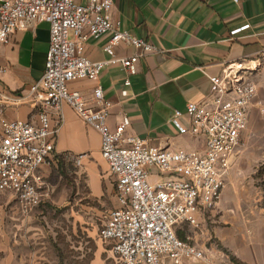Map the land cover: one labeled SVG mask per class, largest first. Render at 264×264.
Segmentation results:
<instances>
[{
	"label": "crops",
	"instance_id": "crops-1",
	"mask_svg": "<svg viewBox=\"0 0 264 264\" xmlns=\"http://www.w3.org/2000/svg\"><path fill=\"white\" fill-rule=\"evenodd\" d=\"M114 17L121 21L122 30L164 50L140 60L129 88L124 86L126 75L120 65L107 66L100 80L113 105L110 127L114 129L127 117L131 124L126 136L145 139L150 146L188 151L203 148L204 140L181 135L169 123L170 117L175 110L185 113L189 103L211 98L209 78L221 76L228 65L256 68L251 81L257 86V96L249 110V125L241 136L221 204L212 214H220L224 223L214 229L217 244L208 248L207 240L191 242L226 255L229 264H235L234 259L241 264H264V172L257 181L255 177V168H264V145L256 143L264 137V114L260 113L264 106V0H114ZM246 25L250 27L232 35ZM49 29V24L40 23L13 34L8 43H0V91L22 96L43 77ZM109 39L106 35L88 43V57L97 62L108 60L104 48ZM135 53L125 46L117 50L121 58ZM95 87L88 80L70 84L72 91L92 105ZM125 89L128 98L122 97ZM39 111L21 100L7 105L5 116L37 123ZM63 114L55 161L41 171L48 189L44 203L70 205L74 216L70 226L76 237L69 250L59 242L58 230L51 239L42 227L30 224L12 194H0V264H107L111 255L99 231L108 212L118 206L115 176L102 157L100 134L71 107L65 106ZM259 181L261 186H257Z\"/></svg>",
	"mask_w": 264,
	"mask_h": 264
},
{
	"label": "built area",
	"instance_id": "built-area-1",
	"mask_svg": "<svg viewBox=\"0 0 264 264\" xmlns=\"http://www.w3.org/2000/svg\"><path fill=\"white\" fill-rule=\"evenodd\" d=\"M40 23L50 26L43 77L22 96L0 91V194H12L24 214L45 202L48 189L41 171L55 161V140L65 123L63 109L69 106L100 134L102 157L115 176L118 206L105 216L99 237L116 264H229L226 255L189 238L182 240L178 232L199 229L221 204L257 96L250 68L228 65L221 76L209 78L211 98L189 103L185 113L175 110L170 117L181 135L204 140L203 148H157L140 137L126 136L131 124L127 117L110 127L113 105L100 80L107 66L120 65L129 88L140 60L164 50L122 30L114 17V0H0V43ZM106 35L108 60H91L87 44ZM122 46L136 53L121 58L117 50ZM81 80L96 84L93 105L70 89L72 82ZM122 97H129L128 90ZM21 100L40 108L37 123L5 116L7 105ZM81 158L75 160L77 166Z\"/></svg>",
	"mask_w": 264,
	"mask_h": 264
},
{
	"label": "rangeland",
	"instance_id": "rangeland-1",
	"mask_svg": "<svg viewBox=\"0 0 264 264\" xmlns=\"http://www.w3.org/2000/svg\"><path fill=\"white\" fill-rule=\"evenodd\" d=\"M256 143L259 145V147L264 145V137H260L259 139H257ZM259 153L260 152L255 153V155L258 156ZM255 169H257V174L255 176L257 181V179L261 178V176L263 175L264 168L256 167ZM258 185H262L260 181L257 186ZM27 215L30 220V224H36L42 227L43 234L46 233V235L51 236V239L52 236H54V234L56 233V230H58L57 233L59 236L57 235V237L59 242L63 245H67L70 250L71 242L75 239L76 236L70 226V224L74 221V216L70 213L69 204L67 207H64L63 205L61 206L56 205L55 203L47 202L41 205L37 210H34ZM220 216L221 215L216 212L215 215H212L210 218H208L207 221L199 229L192 230L190 228H185L179 230L178 233L181 234L185 240L190 238L193 243H196L198 241L204 243L203 240H207L206 246L208 248H213V246L217 244V240H215L214 238V229L215 227H219L224 224ZM63 228L65 230H63ZM70 234H72L73 238L69 237ZM106 247L110 250V247ZM106 262L107 264H116L112 253Z\"/></svg>",
	"mask_w": 264,
	"mask_h": 264
},
{
	"label": "trees",
	"instance_id": "trees-1",
	"mask_svg": "<svg viewBox=\"0 0 264 264\" xmlns=\"http://www.w3.org/2000/svg\"><path fill=\"white\" fill-rule=\"evenodd\" d=\"M178 235H179V237H180L182 240H185L181 234L178 233ZM233 262H234L235 264H241V263H240L238 260H236V259H234Z\"/></svg>",
	"mask_w": 264,
	"mask_h": 264
},
{
	"label": "bare ground",
	"instance_id": "bare-ground-1",
	"mask_svg": "<svg viewBox=\"0 0 264 264\" xmlns=\"http://www.w3.org/2000/svg\"><path fill=\"white\" fill-rule=\"evenodd\" d=\"M250 70H251V71H254V70H256V68H250Z\"/></svg>",
	"mask_w": 264,
	"mask_h": 264
}]
</instances>
